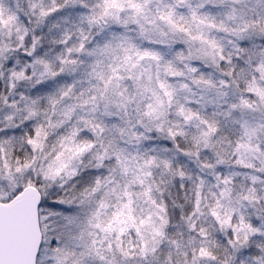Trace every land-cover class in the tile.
Returning <instances> with one entry per match:
<instances>
[{
    "label": "snow or ice",
    "instance_id": "obj_1",
    "mask_svg": "<svg viewBox=\"0 0 264 264\" xmlns=\"http://www.w3.org/2000/svg\"><path fill=\"white\" fill-rule=\"evenodd\" d=\"M0 264H264V0H0Z\"/></svg>",
    "mask_w": 264,
    "mask_h": 264
}]
</instances>
